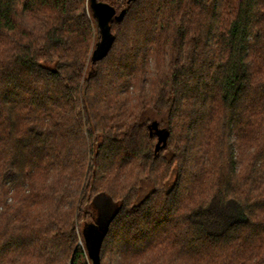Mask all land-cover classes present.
<instances>
[{
	"label": "trees",
	"instance_id": "1",
	"mask_svg": "<svg viewBox=\"0 0 264 264\" xmlns=\"http://www.w3.org/2000/svg\"><path fill=\"white\" fill-rule=\"evenodd\" d=\"M90 1L0 0V264H264V0Z\"/></svg>",
	"mask_w": 264,
	"mask_h": 264
},
{
	"label": "water",
	"instance_id": "2",
	"mask_svg": "<svg viewBox=\"0 0 264 264\" xmlns=\"http://www.w3.org/2000/svg\"><path fill=\"white\" fill-rule=\"evenodd\" d=\"M133 1L135 0H129V2H133ZM90 6L92 8L95 18L98 20L102 34V41L99 43L98 49L96 50L99 51V55H97L96 57L94 56V59H98L101 58L110 48L112 42V36L110 33V23L115 19H117L119 16L117 14L116 8L111 6L110 4L101 3L98 2L97 0H91ZM158 126H159L158 123L154 122L151 128L161 135L162 141H165L168 133L165 130H158ZM107 225H108V221L105 222L104 227L98 230V232H96L94 236L89 237L87 235V241L90 242L92 240V243L93 242L95 243V248L93 252L88 251L90 257L94 261V264H97L98 262L100 246L103 239V232H106ZM86 226L87 229H89L90 227L92 228L93 224L87 223Z\"/></svg>",
	"mask_w": 264,
	"mask_h": 264
},
{
	"label": "rangeland",
	"instance_id": "3",
	"mask_svg": "<svg viewBox=\"0 0 264 264\" xmlns=\"http://www.w3.org/2000/svg\"><path fill=\"white\" fill-rule=\"evenodd\" d=\"M117 1L124 2L125 0H117ZM97 55H99V51H95L93 56L96 57ZM168 116H169V112L167 110L163 111L160 114L155 113V112H148L145 114V119H151V120H154L156 123H159L164 120H167ZM166 156L167 158L171 159L173 156V153L168 152ZM107 215H108L107 213L105 212L103 213V211H99L97 219L95 220V223L93 224L92 228L90 227L89 229H87V226H86L87 223L81 227V237L88 251L93 252L95 248V243L94 242L92 243V240L88 242L87 235L89 237L94 236L95 233L98 232V230L102 229L105 225V222L107 221ZM83 242L80 241L79 243L82 247H84Z\"/></svg>",
	"mask_w": 264,
	"mask_h": 264
}]
</instances>
